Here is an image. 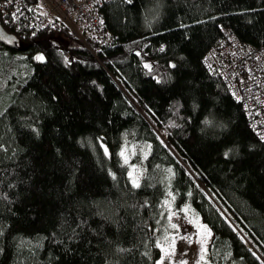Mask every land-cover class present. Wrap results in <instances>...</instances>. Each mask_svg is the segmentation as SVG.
<instances>
[{"label":"trees","instance_id":"16d2710c","mask_svg":"<svg viewBox=\"0 0 264 264\" xmlns=\"http://www.w3.org/2000/svg\"><path fill=\"white\" fill-rule=\"evenodd\" d=\"M102 13L112 42L91 49L0 17L21 42L0 43V264H156L185 208L214 232L212 264H264V141L203 63L226 33L264 49V0Z\"/></svg>","mask_w":264,"mask_h":264},{"label":"built area","instance_id":"2783aa9c","mask_svg":"<svg viewBox=\"0 0 264 264\" xmlns=\"http://www.w3.org/2000/svg\"><path fill=\"white\" fill-rule=\"evenodd\" d=\"M112 1L115 0H0V17L23 36L67 28L77 39L106 46L112 36L106 30L102 8ZM203 63L242 105L249 125L264 141V49L248 46L226 33L208 51Z\"/></svg>","mask_w":264,"mask_h":264},{"label":"rangeland","instance_id":"374dc122","mask_svg":"<svg viewBox=\"0 0 264 264\" xmlns=\"http://www.w3.org/2000/svg\"><path fill=\"white\" fill-rule=\"evenodd\" d=\"M78 33H80L79 30ZM78 40L81 42V44L84 47L91 49L88 42L82 40L81 38H78ZM57 42L63 45V47H67L71 45L70 41L63 38H58ZM135 175H137L139 178L138 170L135 173ZM197 220L199 221L200 224L206 225L207 228L210 229L212 233L211 237L208 238L207 243L204 245V248L207 249L205 261H202L200 259L201 245L199 243V240L201 239V236L198 232V227L195 222ZM172 223H175L179 230L178 232L174 230L172 234V236H177V245L175 250L176 254L171 259H166L164 264H205V262H207V264H212L209 258V249L214 239V232L206 224L204 219L200 216H193L189 212L187 213L183 212L181 214H175L173 216ZM179 237H185V239H180Z\"/></svg>","mask_w":264,"mask_h":264},{"label":"snow or ice","instance_id":"6c2138e0","mask_svg":"<svg viewBox=\"0 0 264 264\" xmlns=\"http://www.w3.org/2000/svg\"><path fill=\"white\" fill-rule=\"evenodd\" d=\"M128 3H131L132 0H127ZM163 50V49H161ZM44 56L40 55V56H37L36 57V60L40 61V62H43L44 61ZM146 68H151L150 65H145ZM170 67L172 68H175L176 65L175 64H171ZM157 83H160V81L158 80ZM55 99V97H54ZM0 115H3V113H0ZM207 123V121H205ZM33 131H35V129H33ZM38 134V133H37ZM105 154L107 155V149L105 148ZM120 156L124 158V162L125 164L128 163V158L127 156L125 155V152L124 151H121L120 153ZM228 156V153L226 152L225 153V157ZM171 171V170H169ZM137 172V170L135 168L132 169L131 172H129V178L131 179V183H132V186L134 188H140V182H139V178L137 175H135V173ZM113 179H115V177L113 176ZM175 199V197H173V200ZM165 207H168L169 210H170V204H168L167 202L165 203ZM182 211H184L185 213H187L189 211V209L185 208V209H182ZM175 215V213H172L170 211V214L168 215V220L171 222L172 219H173V216ZM196 224H197V227H198V232L201 236V239L199 240V243L201 245V255H200V259L202 261H205V256L207 254V249L204 248V245L207 243V240L209 237H211L212 233H211V230L207 228L206 225L204 224H200L199 221H195ZM171 228L176 230L177 232L179 231L178 230V227L175 223H171L170 224ZM3 235V232L0 231V236ZM180 239H185V237H179ZM166 244V246H165ZM176 245H177V236H168V235H165L164 236V242L161 243V242H157L155 244V247L158 248L160 250V252L162 253V256H161V259L158 260L156 262V264H164L165 260L166 259H171L173 256H175L176 254ZM0 251H2V249H0ZM117 251L118 252H125V251H130V249H124V248H117ZM145 255H147V253H145ZM205 264H207V262H205Z\"/></svg>","mask_w":264,"mask_h":264},{"label":"water","instance_id":"95a60500","mask_svg":"<svg viewBox=\"0 0 264 264\" xmlns=\"http://www.w3.org/2000/svg\"><path fill=\"white\" fill-rule=\"evenodd\" d=\"M0 43L8 48H20V39L15 35L7 32L0 21Z\"/></svg>","mask_w":264,"mask_h":264}]
</instances>
